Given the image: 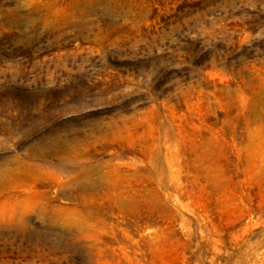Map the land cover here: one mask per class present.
<instances>
[{
    "label": "rangeland",
    "instance_id": "374dc122",
    "mask_svg": "<svg viewBox=\"0 0 264 264\" xmlns=\"http://www.w3.org/2000/svg\"><path fill=\"white\" fill-rule=\"evenodd\" d=\"M0 264H264V0H0Z\"/></svg>",
    "mask_w": 264,
    "mask_h": 264
}]
</instances>
